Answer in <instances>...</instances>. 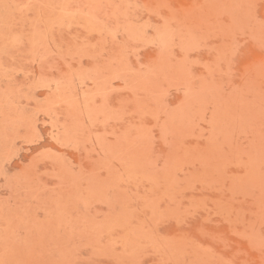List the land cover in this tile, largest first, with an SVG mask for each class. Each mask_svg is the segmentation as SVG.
<instances>
[{"label":"rangeland","instance_id":"rangeland-1","mask_svg":"<svg viewBox=\"0 0 264 264\" xmlns=\"http://www.w3.org/2000/svg\"><path fill=\"white\" fill-rule=\"evenodd\" d=\"M0 264H264V0H0Z\"/></svg>","mask_w":264,"mask_h":264}]
</instances>
